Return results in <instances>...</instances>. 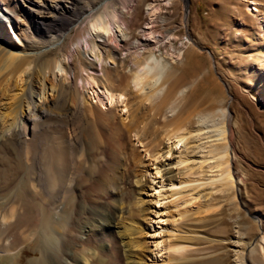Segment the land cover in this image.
<instances>
[{"label":"rangeland","instance_id":"obj_1","mask_svg":"<svg viewBox=\"0 0 264 264\" xmlns=\"http://www.w3.org/2000/svg\"><path fill=\"white\" fill-rule=\"evenodd\" d=\"M48 1L72 6L71 9H65V16L57 22L60 27L66 26L69 18L87 5L98 8L94 17L107 15L109 7L117 8L118 11L121 9L120 0H109L108 5L101 4L105 0ZM153 6L157 8V12L151 16ZM15 17L24 29L28 18L32 16L24 10L21 17ZM122 18L126 23V39L119 41V45L111 37H96L104 51L106 64H114L125 81L131 76L130 72L136 70V55L144 58L153 53L156 59L168 63L174 74L164 91L149 100L138 99L130 91L126 96L128 101L123 106L119 104L116 109H111V119L103 116L99 127L87 120L80 123L81 131L90 129L94 130L93 134L99 132L93 138L99 139L100 135L103 141L94 145L91 137L83 133L82 144L87 146L86 151L73 146L68 149L69 155L66 158L64 146L54 144L50 146L49 153L54 160H82L80 167L85 168L84 174L92 170L95 179L106 166L107 160H113V165H116L111 173L119 178L114 187L117 194L122 195L128 204L129 191L139 178L146 184L140 197L144 198V207L147 206V209L156 201L154 190L148 185L155 176L156 189H162L164 196L162 205L157 206L160 215L156 216L152 211L154 206L143 210V217L148 216L147 221L152 217L154 225L147 229L145 226L152 225L151 222L137 224L139 228L142 227L139 229L140 239L137 243L130 240L127 242L129 259L143 258V264H179L177 257H181L179 261L183 262L196 255L200 261L210 260L206 264H241L239 246L235 241L239 237L248 240L255 238L262 231L259 228L260 219L264 221V91L261 96L256 95L264 74V0H134L132 7L122 13ZM90 25V21H85L72 30L67 48L59 54L60 57L72 53L71 47L88 35ZM36 30L38 33L42 32L41 27ZM6 31L10 34L9 29ZM80 53L86 63L82 69L77 57L75 58L78 77H81V73L85 76L93 73L100 75L104 71L101 65L92 61L89 52ZM88 88L93 100L103 92V88L97 85H88ZM181 88H185V91L180 95ZM169 89L170 92L167 93ZM225 107L232 114L233 146L229 141L207 143L199 139L202 136L199 129L200 118L206 117L205 122L211 124L219 116V109ZM113 130V137L108 141L107 136ZM177 131L189 134L185 142L180 144L182 147L173 151L170 160L155 159V154L164 147V136ZM224 145L229 146L230 150L233 147L229 150L230 160H233L230 167L234 172L236 185L232 188L218 183L197 186V179L208 181L221 172L223 164L218 165L216 160L208 157L225 149L222 148ZM154 160H159L158 168ZM200 160L205 161L200 164ZM156 169L160 171L157 174ZM168 170L177 175L173 182L179 184L180 188L172 196L168 191L171 186L168 183ZM64 173L65 167L59 171L61 177ZM161 182L164 186H161ZM239 188L244 194L241 197V207L238 204ZM1 198L3 197L0 195V212H3L8 203L4 204L5 199L1 201ZM115 199L116 195L113 194L109 196L95 193L94 196L83 197V202L88 206L101 204L92 212L95 223L99 224L98 222L107 218L110 204L115 203ZM198 209L199 217L201 216L200 227L203 233L206 232L199 247L205 251L189 252L190 244L185 243L181 246L189 247L186 255L164 250L159 260H155L150 255L151 249H148L151 248L150 244H155V240L162 243L165 241V246L171 244L174 235L180 233L184 225H187L189 216ZM88 214L91 212L84 210V218ZM137 214L139 213L135 209L128 216L137 220ZM151 233H156L154 238L150 236ZM12 236H15L14 233ZM4 237L3 235L5 241ZM19 241L22 240L18 239L17 242ZM24 247L27 259L35 256L31 245L26 244ZM114 247L117 248L116 243H110L106 255L116 257L117 263L124 261V255ZM259 250L262 251L261 246ZM114 253L119 254V257Z\"/></svg>","mask_w":264,"mask_h":264},{"label":"bare ground","instance_id":"obj_2","mask_svg":"<svg viewBox=\"0 0 264 264\" xmlns=\"http://www.w3.org/2000/svg\"><path fill=\"white\" fill-rule=\"evenodd\" d=\"M107 2L109 0L101 4L108 5ZM133 2L134 0H120V11L109 7L107 15L101 17L99 15L94 17L97 7L95 9L87 5L75 12L66 26L60 27L57 22L65 16V9H71L72 6L48 0H0V195L5 199L4 204L8 203L4 211L0 212V264L144 263L143 258L142 260L128 258L127 242L130 240L137 243L140 239L139 229L142 227L139 228L137 224L143 225L148 219V216L143 217L144 209L149 210L154 206L152 211L156 216L160 215L157 206L162 205L161 200L164 196L161 193L162 189H156L155 176L150 179L148 185L154 190L156 201L147 209L146 205L144 207V198L140 197L142 189L146 186L141 179L135 180L134 188L129 191L128 204L122 195L117 194L118 191L114 187L117 186L119 178L111 173L113 166L116 165H113V160H107L106 166L95 179L92 170L84 174L85 168L80 167L82 160H54L53 155L49 153L50 146L54 144L64 146L66 158L69 155L68 149L73 146L85 150L87 146L84 147L82 144L83 133L91 137L94 145L103 141L100 135L99 139L93 138V135L96 136L99 132L93 134L94 130L90 129L81 131L80 123L87 120L99 127L102 125L103 116L111 119V109H116L119 104L123 106L128 101L126 96L130 91L134 92L138 99L149 100L155 94L164 91L165 85L174 74L170 65L156 59L153 53L144 58L136 55L134 60L136 70L131 71V76L125 81L114 64L109 66L106 64L104 51L96 37H111L117 45L120 44L119 41L125 40L126 23L123 21L122 13L131 8ZM186 8L188 16V5ZM24 10L32 17L28 18L26 27L22 29L15 16L21 17ZM151 11V16H154L157 8L153 6ZM85 21L91 23L88 35L71 47V54L60 57L59 54L63 53L68 45L72 30ZM37 27H41L42 32L38 33ZM6 29L10 30V34ZM80 51L86 54L89 52L92 61L101 65L104 71L100 75L93 73L85 76L81 73V77H78L75 58L77 57L82 69L86 63L83 62ZM122 65L124 66V62ZM263 81L264 74L256 93L258 97L264 91ZM88 85L103 88V92L97 95L96 100L92 99ZM184 91L185 88L180 90V95ZM169 92L170 89L167 93ZM231 117L230 110L225 107L219 109V116L214 121L211 120V124L205 122L206 117L200 118L199 129L202 136L199 139L207 143L229 141L233 146ZM123 118L126 119V116ZM114 131L107 136L108 141L112 139ZM188 135L177 131L164 136V147L155 154V159L170 160L173 151L181 146ZM224 146L222 148L225 149H220L208 157L216 160L218 165L223 164L221 172L208 181L197 179V186L218 183L232 188L236 185L237 181H234V172L230 167L233 164V160H230V151L233 147L230 150V145ZM78 155L81 156L79 153ZM205 160H200V164ZM158 161L154 160L156 168L160 163ZM63 167L65 173L61 177L59 171ZM156 170L155 174L160 172L159 169ZM167 173L168 183L171 184L167 189L172 196L177 194L180 188L179 184L173 182L177 175L173 174L172 170H168ZM161 186H164L162 182ZM95 193L116 195L115 203H109L111 207L107 218L98 222L99 224L95 223L92 212L101 204L88 206L83 202V197H91ZM243 195V190L239 188L240 207L243 204L241 198ZM131 208L133 212L136 209L139 213L134 215L137 220H133V216H128L129 212H132ZM84 210L91 212L87 218L83 216ZM200 217L199 209L192 212L188 223L186 222L187 225H184L182 230V227L180 228L178 235L173 234L174 241L171 244L168 242L169 244L165 246L163 244L165 241L162 243L155 240V244H150L151 248H148L152 251L150 255L159 260L164 250L185 254L189 247H191L189 252H202L204 248L199 247V244L206 232L203 233L200 227ZM129 218L130 221H127ZM149 219L147 222H151L152 225H146L147 229L154 225L152 217ZM259 228L262 231L255 238L248 240L239 237L235 241L239 246L241 264H264L262 219ZM13 233L15 236H12ZM245 233L247 234V231ZM155 234L151 233L150 236L154 238ZM18 239L22 241L19 243ZM110 243L111 245L116 243L117 248H114L121 251L124 261L117 263L116 257L106 255ZM144 243H142L144 246L147 245ZM185 243L190 246L187 248L186 245L181 246ZM26 244L31 245L35 252V256L28 259L24 247ZM180 258H176L179 264H206L210 261L204 259L200 261L196 255L187 261L182 259L183 262L179 261Z\"/></svg>","mask_w":264,"mask_h":264}]
</instances>
